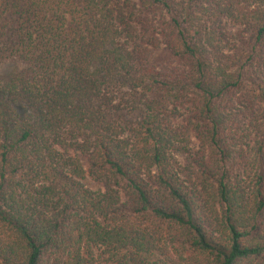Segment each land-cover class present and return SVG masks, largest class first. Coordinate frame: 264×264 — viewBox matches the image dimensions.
Here are the masks:
<instances>
[{
    "label": "trees",
    "instance_id": "16d2710c",
    "mask_svg": "<svg viewBox=\"0 0 264 264\" xmlns=\"http://www.w3.org/2000/svg\"><path fill=\"white\" fill-rule=\"evenodd\" d=\"M0 264H264V0H1Z\"/></svg>",
    "mask_w": 264,
    "mask_h": 264
},
{
    "label": "rangeland",
    "instance_id": "374dc122",
    "mask_svg": "<svg viewBox=\"0 0 264 264\" xmlns=\"http://www.w3.org/2000/svg\"><path fill=\"white\" fill-rule=\"evenodd\" d=\"M151 65L162 70L164 68H175L179 65V62L167 47H163L159 52L154 54L151 59ZM82 161L87 166L86 159L82 157Z\"/></svg>",
    "mask_w": 264,
    "mask_h": 264
}]
</instances>
